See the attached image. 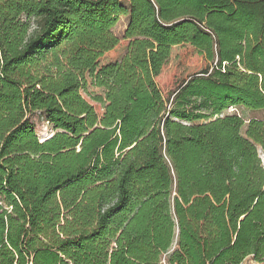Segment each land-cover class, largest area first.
<instances>
[{
  "label": "trees",
  "instance_id": "16d2710c",
  "mask_svg": "<svg viewBox=\"0 0 264 264\" xmlns=\"http://www.w3.org/2000/svg\"><path fill=\"white\" fill-rule=\"evenodd\" d=\"M231 108L264 110V0H0V264H264Z\"/></svg>",
  "mask_w": 264,
  "mask_h": 264
},
{
  "label": "rangeland",
  "instance_id": "374dc122",
  "mask_svg": "<svg viewBox=\"0 0 264 264\" xmlns=\"http://www.w3.org/2000/svg\"><path fill=\"white\" fill-rule=\"evenodd\" d=\"M128 26V17H122L117 24V26L113 29L114 34L122 38ZM227 114H238L240 117H243L247 122L251 119H263L264 118V110L263 111H248L243 108H231L227 111ZM36 132L41 141H44L50 138L53 135L54 131L52 126H50L42 117L39 115H34L32 117ZM246 129V128H245ZM245 129L243 132H245Z\"/></svg>",
  "mask_w": 264,
  "mask_h": 264
},
{
  "label": "built area",
  "instance_id": "2783aa9c",
  "mask_svg": "<svg viewBox=\"0 0 264 264\" xmlns=\"http://www.w3.org/2000/svg\"><path fill=\"white\" fill-rule=\"evenodd\" d=\"M163 263L165 264V261H163ZM242 264H261V263H256V262L252 261L251 259H248L245 262H243Z\"/></svg>",
  "mask_w": 264,
  "mask_h": 264
}]
</instances>
